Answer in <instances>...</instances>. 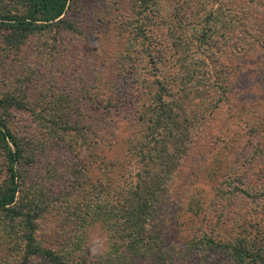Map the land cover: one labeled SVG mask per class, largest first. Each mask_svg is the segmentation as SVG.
Wrapping results in <instances>:
<instances>
[{"label": "trees", "instance_id": "1", "mask_svg": "<svg viewBox=\"0 0 264 264\" xmlns=\"http://www.w3.org/2000/svg\"><path fill=\"white\" fill-rule=\"evenodd\" d=\"M0 264H264V0H0Z\"/></svg>", "mask_w": 264, "mask_h": 264}, {"label": "rangeland", "instance_id": "2", "mask_svg": "<svg viewBox=\"0 0 264 264\" xmlns=\"http://www.w3.org/2000/svg\"><path fill=\"white\" fill-rule=\"evenodd\" d=\"M205 176L203 178H200V180H197L196 182V191L197 192H202V193H210L211 192V187H212V182H208L206 180ZM200 194V193H199ZM191 215H183L182 218L180 219V224H177L172 232L171 235V240L174 242L175 246L178 248L180 245L183 243L184 238L188 235L189 229L188 227L191 226L194 222L192 221ZM105 234L103 231H101L99 228H95L90 232L88 241H87V252L93 253V254H98L105 248ZM175 247V249H176ZM3 255H6L4 253Z\"/></svg>", "mask_w": 264, "mask_h": 264}]
</instances>
